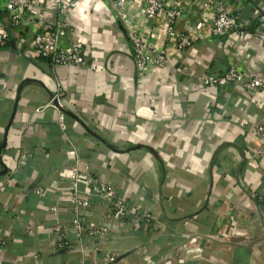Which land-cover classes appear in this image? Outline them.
<instances>
[{"label": "crops", "instance_id": "0c3cea01", "mask_svg": "<svg viewBox=\"0 0 264 264\" xmlns=\"http://www.w3.org/2000/svg\"><path fill=\"white\" fill-rule=\"evenodd\" d=\"M32 1L37 13L22 7L12 25L0 0V30L9 35L0 47V264H264V161L255 129L264 122V96L202 82L230 65L263 71L264 0H162L182 11L175 30L191 43L181 48L164 30L162 11L149 18L144 0H127L133 27L165 55L144 73L109 1L78 0L61 15L51 0ZM219 3L240 17L224 35L210 31ZM58 21L63 44L80 43L83 63L53 65L34 52L35 34ZM55 94L64 128L49 104ZM75 165L149 218L118 222L92 197L84 220L107 222V233L59 246L52 227L56 219L70 223ZM209 236L252 243L197 252L191 242Z\"/></svg>", "mask_w": 264, "mask_h": 264}, {"label": "built area", "instance_id": "2783aa9c", "mask_svg": "<svg viewBox=\"0 0 264 264\" xmlns=\"http://www.w3.org/2000/svg\"><path fill=\"white\" fill-rule=\"evenodd\" d=\"M78 0H51L55 12L59 15L65 13L73 7ZM111 3L117 17L126 26L129 38L134 47V61L139 73H144L149 66L158 65L165 61V55L153 52L148 44L145 43L143 36L133 27L132 15L127 0H107ZM6 8L9 12L11 24L19 22L18 15L20 8L28 9L30 14H36L32 0H5ZM162 0H144L143 7L147 17L152 18L159 11H162L165 26L164 30L169 37L178 39L179 48L190 45L191 40L184 33H177L175 30V21L182 15L181 9L177 7H164ZM210 31L215 35H224L236 29L240 24L238 13L229 12L222 4L215 6L210 17ZM202 22L196 24L200 29ZM66 28L63 21H58L50 27L42 28L33 38V50L39 58L47 59L53 65L61 64H81L84 61V54L80 43L76 40L69 44H63L62 39L65 36ZM8 31L0 30V47L5 45L8 40ZM204 84L227 85L230 83L240 84L249 92L259 93L264 96V69L260 74L238 71L233 65H230L226 72L219 76H205L202 78ZM50 105L56 108H62L58 95L55 94L49 101ZM59 125L64 128V111L59 109ZM259 136V147L256 149V155L264 161V122L255 127ZM71 194L69 202L72 209V216L69 225H62L56 219L53 225V233L57 237L59 246H65L75 238L80 242L84 237L103 236L109 230L107 222L100 225H91L86 223L82 215L83 211L88 209L89 200L92 197L99 199V204L105 211L115 217L118 222H123L130 215L132 220L139 221L148 219L146 213H141L136 207L130 210L127 199L118 195L110 186L95 179L87 173L86 169L80 170L76 165L72 168L70 174ZM51 210L56 211L55 207ZM134 215V216H133ZM113 259L112 256L109 258ZM81 264V263H80Z\"/></svg>", "mask_w": 264, "mask_h": 264}, {"label": "rangeland", "instance_id": "374dc122", "mask_svg": "<svg viewBox=\"0 0 264 264\" xmlns=\"http://www.w3.org/2000/svg\"><path fill=\"white\" fill-rule=\"evenodd\" d=\"M188 242H191L192 241V239L190 238V239H186ZM232 239H230V238H227L226 237V239H221V237H213V236H209V237H206L205 239L203 238V239H201V240H197V238H195L194 240H193V242H191V243H194V244H192V245H194V247H198V248H200V250L199 251H197V252H200V253H202V251H203V247H205V246H208L209 244L210 245H214V244H220V242H223V241H230V242H232V247H233V249H235V248H237V247H242L243 245L245 246V244L246 245H249V244H251L252 243V241H234V240H232ZM261 240H264V235H263V237H262V239ZM230 245V244H229ZM243 246V247H244ZM184 250H186V249H184ZM183 250V252H181L182 254H184V253H186L185 251ZM181 253H177V251H176V254L174 253V252H172V255H171V253L169 254V255H167L165 258H166V261L167 260H172V259H176L179 255H181ZM233 262H235V261H233ZM236 263V262H235ZM235 263H232V264H235Z\"/></svg>", "mask_w": 264, "mask_h": 264}, {"label": "water", "instance_id": "95a60500", "mask_svg": "<svg viewBox=\"0 0 264 264\" xmlns=\"http://www.w3.org/2000/svg\"><path fill=\"white\" fill-rule=\"evenodd\" d=\"M60 110H63L64 111V109L63 108H59ZM4 145H5V140L1 143V145H0V151H1V149L4 147ZM6 172V169H5V167H4V169L0 172V174H4ZM223 242H225V243H231V242H227V241H223ZM231 245V244H230Z\"/></svg>", "mask_w": 264, "mask_h": 264}, {"label": "bare ground", "instance_id": "6f19581e", "mask_svg": "<svg viewBox=\"0 0 264 264\" xmlns=\"http://www.w3.org/2000/svg\"><path fill=\"white\" fill-rule=\"evenodd\" d=\"M232 254V253H231Z\"/></svg>", "mask_w": 264, "mask_h": 264}]
</instances>
